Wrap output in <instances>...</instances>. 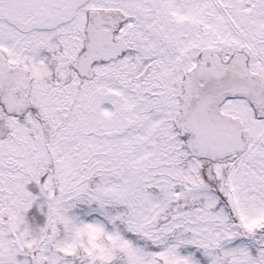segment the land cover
Segmentation results:
<instances>
[{"label":"snow or ice","instance_id":"1","mask_svg":"<svg viewBox=\"0 0 264 264\" xmlns=\"http://www.w3.org/2000/svg\"><path fill=\"white\" fill-rule=\"evenodd\" d=\"M0 264H264V0H0Z\"/></svg>","mask_w":264,"mask_h":264}]
</instances>
